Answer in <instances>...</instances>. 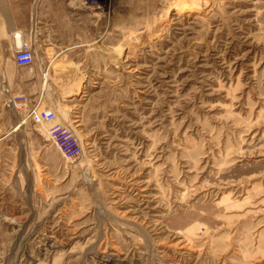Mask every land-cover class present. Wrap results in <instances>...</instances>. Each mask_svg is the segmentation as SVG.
<instances>
[{
    "label": "rangeland",
    "instance_id": "1",
    "mask_svg": "<svg viewBox=\"0 0 264 264\" xmlns=\"http://www.w3.org/2000/svg\"><path fill=\"white\" fill-rule=\"evenodd\" d=\"M31 1L0 33V264H264V0Z\"/></svg>",
    "mask_w": 264,
    "mask_h": 264
},
{
    "label": "built area",
    "instance_id": "2",
    "mask_svg": "<svg viewBox=\"0 0 264 264\" xmlns=\"http://www.w3.org/2000/svg\"><path fill=\"white\" fill-rule=\"evenodd\" d=\"M100 1L101 0H88V3L97 4ZM213 1L221 2L224 0ZM11 59L15 66L18 67L31 65L33 63V52L29 44L22 41L17 47H13ZM11 101L14 104L16 103L14 99ZM27 118L35 123H51L57 116L52 109L33 105L27 110ZM46 134L64 160H72L81 153L80 141L73 130L65 123L60 121L52 122L46 127Z\"/></svg>",
    "mask_w": 264,
    "mask_h": 264
},
{
    "label": "crops",
    "instance_id": "3",
    "mask_svg": "<svg viewBox=\"0 0 264 264\" xmlns=\"http://www.w3.org/2000/svg\"><path fill=\"white\" fill-rule=\"evenodd\" d=\"M32 4L31 0H0V33L11 35V44L14 42L15 33H31ZM4 43L3 48L0 46L3 50L8 47V42Z\"/></svg>",
    "mask_w": 264,
    "mask_h": 264
},
{
    "label": "bare ground",
    "instance_id": "4",
    "mask_svg": "<svg viewBox=\"0 0 264 264\" xmlns=\"http://www.w3.org/2000/svg\"><path fill=\"white\" fill-rule=\"evenodd\" d=\"M75 1H77L78 2V0H75ZM19 33H15L14 34V39H17V38H19ZM22 42V39L20 38V42L18 43V44H15L14 43V47H17L20 43ZM68 126V125H67ZM74 132V131H73ZM74 134H75V132H74ZM76 135V134H75Z\"/></svg>",
    "mask_w": 264,
    "mask_h": 264
}]
</instances>
